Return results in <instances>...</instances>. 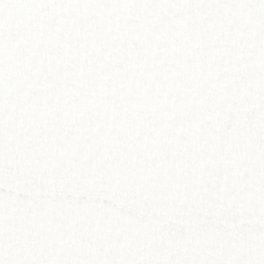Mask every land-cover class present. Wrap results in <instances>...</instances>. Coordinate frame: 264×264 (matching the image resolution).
<instances>
[{"label":"snow or ice","instance_id":"snow-or-ice-1","mask_svg":"<svg viewBox=\"0 0 264 264\" xmlns=\"http://www.w3.org/2000/svg\"><path fill=\"white\" fill-rule=\"evenodd\" d=\"M0 264H264V0H0Z\"/></svg>","mask_w":264,"mask_h":264}]
</instances>
